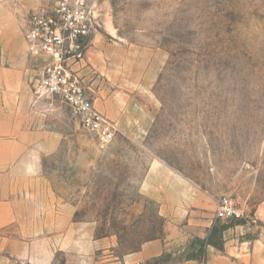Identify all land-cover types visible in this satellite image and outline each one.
<instances>
[{"label": "rangeland", "instance_id": "obj_1", "mask_svg": "<svg viewBox=\"0 0 264 264\" xmlns=\"http://www.w3.org/2000/svg\"><path fill=\"white\" fill-rule=\"evenodd\" d=\"M52 1L0 0V25L24 36L30 12ZM94 1L101 42L76 69L115 138L103 144L68 105L33 97L49 136L29 194V257L2 264H212L201 237L167 240L188 220L165 207L175 179L215 205L204 238L229 226L215 239L226 264L259 250L264 264V0ZM225 196L242 218L217 216ZM153 240L167 251L142 259Z\"/></svg>", "mask_w": 264, "mask_h": 264}, {"label": "crops", "instance_id": "obj_2", "mask_svg": "<svg viewBox=\"0 0 264 264\" xmlns=\"http://www.w3.org/2000/svg\"><path fill=\"white\" fill-rule=\"evenodd\" d=\"M8 31L5 23L0 25V231L19 225L21 234H0V264L8 258L29 257V194L38 172L36 166L45 143L44 137L49 136L36 118L38 111L29 84L37 69L35 60L18 28L11 34ZM94 39L101 42L99 37L95 36ZM174 183V197L164 201L167 204L165 207L175 208L177 222H181L185 216H188V220L180 226L171 225V235L167 240L183 243L187 240V235L183 233L204 238L212 226L214 215L205 210H213L215 205L196 187L191 188L176 179ZM243 244L237 243L233 252L241 255ZM167 245L159 240L150 241L143 246L140 255L142 259L159 257L167 251ZM262 255L261 250L254 253L251 264H262ZM207 259L212 264L227 263L225 256L219 254L212 244L207 246Z\"/></svg>", "mask_w": 264, "mask_h": 264}, {"label": "built area", "instance_id": "obj_3", "mask_svg": "<svg viewBox=\"0 0 264 264\" xmlns=\"http://www.w3.org/2000/svg\"><path fill=\"white\" fill-rule=\"evenodd\" d=\"M97 27L94 0H54L31 12L24 39L38 68L31 88L33 97L37 101L58 99L68 105L80 125L104 144L115 138L116 126L96 107L83 76L75 68L84 59ZM217 216L240 219L244 213L225 196Z\"/></svg>", "mask_w": 264, "mask_h": 264}, {"label": "trees", "instance_id": "obj_4", "mask_svg": "<svg viewBox=\"0 0 264 264\" xmlns=\"http://www.w3.org/2000/svg\"><path fill=\"white\" fill-rule=\"evenodd\" d=\"M228 227H229L228 225H223L221 227L214 226V227H212V230H211V232L207 238H198L195 240L194 245H198L200 247L201 257L206 256V247L209 244L217 246L215 239L221 237L223 234V231L226 230ZM153 260L155 261L154 264H159L158 258H155Z\"/></svg>", "mask_w": 264, "mask_h": 264}]
</instances>
